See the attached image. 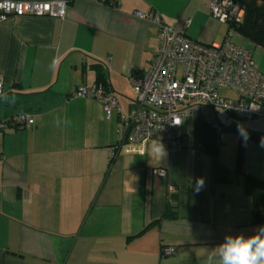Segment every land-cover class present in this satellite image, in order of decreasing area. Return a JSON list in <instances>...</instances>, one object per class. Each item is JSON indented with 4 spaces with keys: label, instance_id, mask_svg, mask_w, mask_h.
Instances as JSON below:
<instances>
[{
    "label": "crops",
    "instance_id": "obj_1",
    "mask_svg": "<svg viewBox=\"0 0 264 264\" xmlns=\"http://www.w3.org/2000/svg\"><path fill=\"white\" fill-rule=\"evenodd\" d=\"M210 1L120 0L113 8L73 0L63 20L0 24V122L17 113L34 122L0 132V264H207L209 256L216 264L225 236L247 238L264 225L250 224L251 199L236 173L238 134L219 149L225 184L214 180L212 159L194 135L190 141L183 132L178 150L158 152L151 140L110 161L117 115L107 119L99 101L72 96L94 85L99 69L128 113L134 96L126 77L145 73L159 44L157 27L133 13H152L169 26L188 20L186 35L210 45L233 32L210 16ZM238 37L264 74V49ZM243 129L258 135L243 145V174L264 182V100ZM169 186L176 188L170 203ZM167 207L176 219L154 224ZM165 248L174 253L162 256Z\"/></svg>",
    "mask_w": 264,
    "mask_h": 264
},
{
    "label": "built area",
    "instance_id": "obj_2",
    "mask_svg": "<svg viewBox=\"0 0 264 264\" xmlns=\"http://www.w3.org/2000/svg\"><path fill=\"white\" fill-rule=\"evenodd\" d=\"M113 8L120 0H101ZM73 0H0V24L22 17L63 20ZM210 16L228 27L242 22L244 10L233 0H211ZM132 17L154 24L158 29V47L147 71L126 77L133 94L132 107L122 112L114 95L102 86H82L74 98L94 99L102 104L107 119L118 117V146L110 149L111 160L123 151L155 141L167 151L183 147V121L192 117L208 125L222 139L224 129L219 112L242 121L260 116L264 100V74L254 66L249 50L236 45L228 31L218 43L203 45L191 40L186 31L189 21L169 26L152 13H133ZM0 78V96L3 94ZM220 90L231 91L235 98H226ZM34 122L25 113H17L0 122V132L31 128ZM160 179L167 178L164 169L153 171ZM176 193L169 186L167 200ZM174 248L162 250L169 257Z\"/></svg>",
    "mask_w": 264,
    "mask_h": 264
},
{
    "label": "trees",
    "instance_id": "obj_3",
    "mask_svg": "<svg viewBox=\"0 0 264 264\" xmlns=\"http://www.w3.org/2000/svg\"><path fill=\"white\" fill-rule=\"evenodd\" d=\"M241 6L244 10L242 22L238 25L230 26L229 29L237 36L249 41L252 45L264 49V0H243ZM94 85L102 86L106 92L110 93L108 82L104 75L100 73L99 69H96V80ZM238 127L239 126L231 128L223 127V129L224 133L236 132L239 136L236 173L243 177V192L251 199L250 224L258 225L264 223V182L250 175L243 174L242 168L243 145L248 139L257 141L258 135H247V139L245 140L239 134ZM15 130L20 129L15 128ZM193 135L197 140L196 142L199 144V151L207 154L212 159L214 180L218 183H229L230 178L227 169L217 160L221 143L215 132L205 123L195 119ZM163 219L174 220L176 219V214L167 207L162 218L154 222V224Z\"/></svg>",
    "mask_w": 264,
    "mask_h": 264
},
{
    "label": "clouds",
    "instance_id": "obj_4",
    "mask_svg": "<svg viewBox=\"0 0 264 264\" xmlns=\"http://www.w3.org/2000/svg\"><path fill=\"white\" fill-rule=\"evenodd\" d=\"M239 134L246 140L247 133L242 127H238ZM163 151L162 145L157 149ZM197 184L202 186L203 181L198 180ZM247 238L242 235H227L224 241L215 249V256L218 257L216 264H264V225ZM214 256H209L207 264H213Z\"/></svg>",
    "mask_w": 264,
    "mask_h": 264
},
{
    "label": "rangeland",
    "instance_id": "obj_5",
    "mask_svg": "<svg viewBox=\"0 0 264 264\" xmlns=\"http://www.w3.org/2000/svg\"><path fill=\"white\" fill-rule=\"evenodd\" d=\"M232 35H233V42L236 44L237 43L236 39H238L239 37L234 32H232ZM219 94L223 97H228V98L233 97L232 93L228 90H220ZM218 114H219L220 124L226 128L239 126V127L246 129V127L249 126L251 124V122L253 121V120L242 121V120L236 119L234 117L227 116L223 112H219ZM194 120H195L194 118L190 117V118L183 121L182 132L188 137V139L190 141L193 140ZM237 137L238 136H237L236 132L224 133L222 136V139H221V144H223L224 142H226L227 140H230V139L235 140V138L237 139Z\"/></svg>",
    "mask_w": 264,
    "mask_h": 264
}]
</instances>
